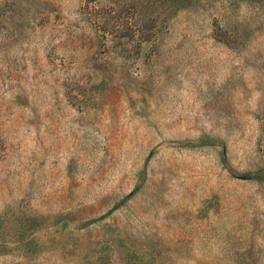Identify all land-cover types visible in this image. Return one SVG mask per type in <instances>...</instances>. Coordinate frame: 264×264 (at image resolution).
I'll return each instance as SVG.
<instances>
[{"label":"rangeland","instance_id":"374dc122","mask_svg":"<svg viewBox=\"0 0 264 264\" xmlns=\"http://www.w3.org/2000/svg\"><path fill=\"white\" fill-rule=\"evenodd\" d=\"M0 264H264V0H0Z\"/></svg>","mask_w":264,"mask_h":264}]
</instances>
